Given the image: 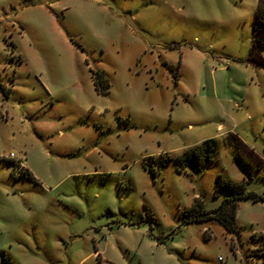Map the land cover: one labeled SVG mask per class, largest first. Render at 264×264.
<instances>
[{"label": "rangeland", "instance_id": "obj_1", "mask_svg": "<svg viewBox=\"0 0 264 264\" xmlns=\"http://www.w3.org/2000/svg\"><path fill=\"white\" fill-rule=\"evenodd\" d=\"M256 3L0 0V264H264ZM219 175L233 232L182 215Z\"/></svg>", "mask_w": 264, "mask_h": 264}, {"label": "trees", "instance_id": "obj_2", "mask_svg": "<svg viewBox=\"0 0 264 264\" xmlns=\"http://www.w3.org/2000/svg\"><path fill=\"white\" fill-rule=\"evenodd\" d=\"M252 55L256 62L264 67V0H257L254 13ZM217 144L214 138H209L201 143L190 147L183 154L177 157L180 168L192 163L197 169L205 163L214 159ZM239 157V156H238ZM240 165L245 169L246 163L241 158ZM28 174V172L26 171ZM224 191L228 196L213 209H204L202 201L195 199L193 206L182 213L186 223L215 220L227 231L233 232L236 226V213L238 203L242 199L263 200L262 196L254 192L246 191L244 183L232 182L224 175L218 176L217 192Z\"/></svg>", "mask_w": 264, "mask_h": 264}, {"label": "built area", "instance_id": "obj_3", "mask_svg": "<svg viewBox=\"0 0 264 264\" xmlns=\"http://www.w3.org/2000/svg\"><path fill=\"white\" fill-rule=\"evenodd\" d=\"M10 156H12V155H10ZM15 165L17 166V168H18L20 171H22V169L24 168L23 163H22L21 161H18V163L15 164Z\"/></svg>", "mask_w": 264, "mask_h": 264}]
</instances>
